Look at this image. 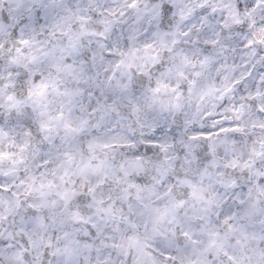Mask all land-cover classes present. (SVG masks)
<instances>
[{"label": "clouds", "instance_id": "9594fccd", "mask_svg": "<svg viewBox=\"0 0 264 264\" xmlns=\"http://www.w3.org/2000/svg\"><path fill=\"white\" fill-rule=\"evenodd\" d=\"M0 264H264V0H0Z\"/></svg>", "mask_w": 264, "mask_h": 264}]
</instances>
